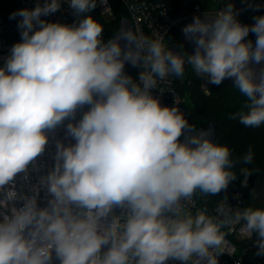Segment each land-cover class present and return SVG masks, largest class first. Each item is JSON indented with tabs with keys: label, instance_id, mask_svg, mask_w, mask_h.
Returning a JSON list of instances; mask_svg holds the SVG:
<instances>
[{
	"label": "clouds",
	"instance_id": "9594fccd",
	"mask_svg": "<svg viewBox=\"0 0 264 264\" xmlns=\"http://www.w3.org/2000/svg\"><path fill=\"white\" fill-rule=\"evenodd\" d=\"M63 3L76 21L42 19ZM97 3L37 0L9 17H20L21 39L0 67V264H218L232 251L222 229L241 221L264 255V208L233 210L225 197L219 217L185 210L197 191L226 190L235 165L252 163L251 147L233 160L152 94L158 80L181 78L191 65L209 84L231 79L246 97L247 111L230 119L264 125V15L242 24L231 0L215 16H194L182 29L194 51L181 56L162 37L126 27L104 40L91 15ZM126 63L142 69L137 78Z\"/></svg>",
	"mask_w": 264,
	"mask_h": 264
},
{
	"label": "built area",
	"instance_id": "2783aa9c",
	"mask_svg": "<svg viewBox=\"0 0 264 264\" xmlns=\"http://www.w3.org/2000/svg\"><path fill=\"white\" fill-rule=\"evenodd\" d=\"M127 15L133 25L137 35L143 34L150 38L162 37L163 43L168 48L171 43L168 44L170 34L173 31H179L185 21L194 15H209L215 16L221 11L227 3L222 5H202L195 0H120ZM43 4L44 0H39ZM37 0H0V67L5 63L6 57L9 55V50L13 44L19 42L21 39L20 31L17 28L20 17L10 19V15L20 9H32L36 6ZM235 5V9L241 10L237 19L242 24H247L242 15L249 4H259L264 7V0H232ZM106 8H109L105 11ZM97 10L99 14L104 18L107 15L115 16L114 3L112 0H108L107 5L97 3ZM49 22H61L66 24H72L76 21V17L72 14V10L67 3L61 5V10L55 14L47 17H42ZM105 19V18H104ZM99 23V22H98ZM102 36L104 40H108V32L104 29ZM142 71V69H141ZM125 72L131 75L134 79L138 77L140 71H133L125 68ZM180 78L170 74L163 81L158 80L157 89L152 90L153 96L159 97L160 101L165 106H176L180 109L184 117L189 122L188 112V96L182 94L179 89ZM207 85L204 84V86ZM163 89L161 94L159 91ZM86 110V109H85ZM79 118V116L77 117ZM55 138L63 139L64 130L60 128L55 133ZM74 142V141H73ZM67 143V141H66ZM55 151L54 142L49 144L47 153L43 157V160L48 164H51V155ZM37 174L33 173V179ZM246 185H245V184ZM250 187V176L241 175L232 181L229 189L223 194L217 203L210 209H207V215L210 217H219L217 208L223 203V198L226 197V203L233 210L239 208L244 209L245 198ZM44 193L41 192L40 206L43 207L45 201L43 200ZM206 209L199 205L195 195L193 202L187 204L186 211L193 214L197 210ZM243 226V221L240 224L232 226L231 231L227 227L222 231L226 233L225 239L228 242L229 247L232 249L231 255L227 252L218 257V264H264V255H255L257 246L253 243L256 239L255 234L252 237H246L240 233V228Z\"/></svg>",
	"mask_w": 264,
	"mask_h": 264
},
{
	"label": "trees",
	"instance_id": "16d2710c",
	"mask_svg": "<svg viewBox=\"0 0 264 264\" xmlns=\"http://www.w3.org/2000/svg\"><path fill=\"white\" fill-rule=\"evenodd\" d=\"M114 3L115 16L111 20H105L98 12L97 7L91 13L97 22H99L108 32V39L117 33L120 22L123 18H127V12L120 0H112ZM202 5H222L231 0H195ZM256 15H264V7H260L258 11H254L251 7H247L242 17L248 25L254 23L253 17ZM173 35L177 37L175 44L180 47L185 54L181 42L179 31H173ZM246 39L255 41V35L249 33ZM184 74L187 75L183 81L180 79V92L188 96V112L189 124L197 128H207L211 123L215 124L217 139L216 143L227 146L231 151L233 160L242 158L251 147L253 152V161L251 164H244L241 160L236 164L232 171L236 176L245 175L241 169H248L251 173L250 187L248 189L245 206L253 208H264L255 202L254 186L260 176L264 172V125L259 128L245 127L239 122V119L232 120L230 115L239 111H247L245 104L247 102L237 88L225 80L221 85L207 84V90L203 89V77H198L191 67L188 65ZM232 182H230L226 190H222L216 196H203L198 191L195 197L199 205L203 208H212L220 197L227 192Z\"/></svg>",
	"mask_w": 264,
	"mask_h": 264
},
{
	"label": "water",
	"instance_id": "95a60500",
	"mask_svg": "<svg viewBox=\"0 0 264 264\" xmlns=\"http://www.w3.org/2000/svg\"><path fill=\"white\" fill-rule=\"evenodd\" d=\"M194 16H197V15H194ZM194 16L188 18L185 23L182 25L181 29H180V42H181V46L185 52V54L182 52V50L180 49L179 46L177 45H170L168 48L171 49L172 51L176 52L177 54L181 55V56H184L187 54H191L193 51H194V45L190 42H188L185 37H184V34L182 32V29L184 26H186L187 24L191 23ZM201 17V19H204V15H199ZM121 27H126V28H129V29H132L133 32L135 33V30H134V25L132 23V21L129 19V18H123L120 22V27L118 29V31L120 30ZM117 31V32H118ZM123 41H121V44L123 45ZM262 64H264V62H262ZM254 68H259L260 66L259 65H252ZM188 65L186 64L185 66V70L184 72L186 71ZM125 68H128L130 70H133V71H141V68L139 67H132L130 64L126 63L125 64ZM227 81L232 84H233V81L231 79H227ZM197 131H206V132H209L210 136L209 138L212 139L215 143H216V139H217V134H216V128H215V124L214 123H211L209 127L207 128H197ZM182 141L184 140V136H181L180 138ZM264 180V172L263 174L260 176V178L258 179V181L255 183V186H254V189L255 187ZM55 264H59L58 261L55 262ZM168 264H171V262H168Z\"/></svg>",
	"mask_w": 264,
	"mask_h": 264
},
{
	"label": "rangeland",
	"instance_id": "374dc122",
	"mask_svg": "<svg viewBox=\"0 0 264 264\" xmlns=\"http://www.w3.org/2000/svg\"><path fill=\"white\" fill-rule=\"evenodd\" d=\"M105 20H111L113 19L112 16L110 15H107L104 17ZM177 41V37L173 34H170L169 36V39L167 40V43L170 44V43H174ZM172 45H175V44H172ZM187 77L186 74L183 75V77H181L180 79L181 80H185ZM207 81H206V78L203 77V84H206ZM208 84V83H207ZM205 88V89H204ZM203 89L205 90L206 93H209V89L207 90V85H203ZM254 197H255V202L259 205H264V180L262 182H260L254 189Z\"/></svg>",
	"mask_w": 264,
	"mask_h": 264
}]
</instances>
